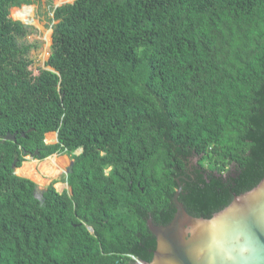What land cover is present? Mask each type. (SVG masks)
<instances>
[{
	"label": "trees",
	"instance_id": "trees-1",
	"mask_svg": "<svg viewBox=\"0 0 264 264\" xmlns=\"http://www.w3.org/2000/svg\"><path fill=\"white\" fill-rule=\"evenodd\" d=\"M31 3L0 0V264L150 262L177 180L203 218L261 181L264 0L64 3L38 74ZM35 150L70 156V194L15 173Z\"/></svg>",
	"mask_w": 264,
	"mask_h": 264
},
{
	"label": "water",
	"instance_id": "water-1",
	"mask_svg": "<svg viewBox=\"0 0 264 264\" xmlns=\"http://www.w3.org/2000/svg\"><path fill=\"white\" fill-rule=\"evenodd\" d=\"M31 21L29 17L22 23L30 25ZM45 69L53 71L50 67ZM54 134V141L45 139V143L57 142L58 131ZM15 138V133L8 132L0 142ZM37 153L35 150L28 157L34 158ZM72 169L73 160H70L65 176ZM177 184L172 198L175 213L171 221L157 225L151 218L147 220L148 230L156 238L151 261L136 260V264H264V177L252 189L234 194L226 206L209 218L194 217L185 210L178 200L181 189L178 180ZM36 193H42L38 186Z\"/></svg>",
	"mask_w": 264,
	"mask_h": 264
},
{
	"label": "rangeland",
	"instance_id": "rangeland-1",
	"mask_svg": "<svg viewBox=\"0 0 264 264\" xmlns=\"http://www.w3.org/2000/svg\"><path fill=\"white\" fill-rule=\"evenodd\" d=\"M73 1L74 0H32V3L28 5L31 11L30 17L32 18V22L28 26H30L31 28H34V30L30 31L27 34L25 40L31 43L36 42L37 44V46L34 49H32L29 54L30 59L32 60L30 69L32 70L33 74H38L41 68L48 67L46 66L45 63L48 59L50 45H51V24L52 22L49 20V18L52 17L51 8L55 6H59L64 3H71ZM22 7L23 6L12 7L10 9L11 19L20 20V19H17L16 17V11ZM49 136H53V134ZM49 136H47L48 142H52ZM59 156L60 155H56V157L58 158ZM20 167L15 169L16 172ZM61 177H65V170L61 175H59L58 177L59 182L62 181ZM38 188L40 191H43L44 186L39 185Z\"/></svg>",
	"mask_w": 264,
	"mask_h": 264
},
{
	"label": "crops",
	"instance_id": "crops-1",
	"mask_svg": "<svg viewBox=\"0 0 264 264\" xmlns=\"http://www.w3.org/2000/svg\"><path fill=\"white\" fill-rule=\"evenodd\" d=\"M53 136H49L52 135ZM47 136H49V138H51V141H54L55 135L54 132H49L45 135V139L48 141ZM57 154L51 155L43 160H38V159H34V158H29L28 156L26 157L27 159L23 162V165H28L30 172L28 171L27 174H18L15 170V173L23 176V177H27L31 180H33L37 186L42 185L44 186V189L46 188V186L55 179H58L59 175H61L64 170L66 171L70 160H72L71 158H69L68 155L64 154V155H60L59 158L56 157ZM52 157H56L58 163H57V171L54 174H46L42 171V164L51 159ZM62 181L61 182H57L55 183V188L57 189V191L62 192V191H66L68 194H70V187L68 186V183L64 180L65 177H61ZM43 189V190H44Z\"/></svg>",
	"mask_w": 264,
	"mask_h": 264
},
{
	"label": "bare ground",
	"instance_id": "bare-ground-1",
	"mask_svg": "<svg viewBox=\"0 0 264 264\" xmlns=\"http://www.w3.org/2000/svg\"><path fill=\"white\" fill-rule=\"evenodd\" d=\"M30 16H31V11H30L28 6H23L22 8H20L16 11L17 19H20L22 21H26V19L29 18ZM48 41H49V39H48ZM57 163H58V161H57L56 157H52L51 159L45 161L42 164V171L46 174H54L57 171V169H56ZM30 170L31 169H29L28 165L25 164L22 167H20L17 170V172L22 175V174H27L28 171L30 172Z\"/></svg>",
	"mask_w": 264,
	"mask_h": 264
}]
</instances>
